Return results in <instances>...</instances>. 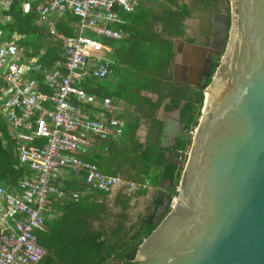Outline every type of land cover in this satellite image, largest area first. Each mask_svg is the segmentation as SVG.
I'll return each mask as SVG.
<instances>
[{
  "label": "water",
  "instance_id": "95a60500",
  "mask_svg": "<svg viewBox=\"0 0 264 264\" xmlns=\"http://www.w3.org/2000/svg\"><path fill=\"white\" fill-rule=\"evenodd\" d=\"M229 2L202 12L207 64L190 87L204 98L178 194L132 260L102 263L264 264V0Z\"/></svg>",
  "mask_w": 264,
  "mask_h": 264
},
{
  "label": "built area",
  "instance_id": "2783aa9c",
  "mask_svg": "<svg viewBox=\"0 0 264 264\" xmlns=\"http://www.w3.org/2000/svg\"><path fill=\"white\" fill-rule=\"evenodd\" d=\"M37 1L25 0L24 11ZM139 2L39 0L37 23L49 25L52 35V17H78L73 35L63 38L60 58L50 68H42L38 57L23 55L18 40L24 34L13 32L0 40V117L4 116L11 127L9 132L15 140L19 163L28 169L13 190L0 185V264L39 263L45 249L37 242V232L45 229L53 201L64 197L62 181L66 174L81 178L87 189L102 192L121 188L130 195L147 187L144 182L103 173L94 163L80 157L92 151L98 137L117 136L122 128L99 120L98 113H90L73 100L94 102L81 82L87 76L103 78L110 68L98 54L104 44L94 37H122L121 30L109 24L123 22L121 12H134ZM10 4L11 0H0V38L1 27L12 19L7 13ZM30 69L43 74L48 93L33 87ZM34 138L42 143L33 144Z\"/></svg>",
  "mask_w": 264,
  "mask_h": 264
},
{
  "label": "trees",
  "instance_id": "16d2710c",
  "mask_svg": "<svg viewBox=\"0 0 264 264\" xmlns=\"http://www.w3.org/2000/svg\"><path fill=\"white\" fill-rule=\"evenodd\" d=\"M25 0H11V4L7 13L12 15V19L6 25L2 26V36L0 38H8L13 32L24 34V37L18 40L19 46L23 47V55L27 57H38L37 63L42 68H50L59 58L61 52L62 40L64 37L73 35V28L67 22L77 21L78 17L67 14L63 18H58L53 26L54 35L49 30L48 25L37 23V2L30 4L27 11L23 9ZM176 8L168 11L169 19L167 25L171 27L175 34L183 31L184 23L182 19L189 14L187 5L180 4V0H171ZM203 9L206 10H223L229 13V0H195ZM53 38V40L51 39ZM96 38V37H95ZM162 42V41H161ZM107 43L114 44V41L108 40ZM155 42L151 45L153 46ZM163 46L167 50L165 60L170 57V41L164 40ZM43 52L40 54V50ZM157 53V51L155 52ZM218 58L214 59L212 72L218 65ZM165 60L156 62L155 68L159 72L165 64ZM148 73L151 70H146ZM32 85L37 90L49 92V87L45 85V78L41 72L30 69L28 72ZM98 78L86 77L81 82V87L88 96L98 99ZM161 81V80H160ZM158 81V82H160ZM209 83V80H208ZM162 83H159L161 86ZM171 88V87H168ZM172 89V91H171ZM169 90L174 99H185L186 102L182 106L181 116L185 124L184 131L179 133L176 138V154L179 155V161L164 160L161 154L152 153L143 150L133 162L139 161V173H144L148 177L153 176L154 183H160L162 179H167L170 183L165 191L158 194L153 206L144 216L141 224L131 228L126 227V214L123 212L113 215V219L109 223L110 211L106 207L104 195L98 189L90 187L87 192L86 185L77 183L70 177H65L63 184L64 197L57 198L53 201L52 207L60 209V215L57 218H47L45 221V229L37 232V242L49 253L43 255L40 264H100L108 257H116L132 260L135 257L136 250L140 242L145 238L161 221V219L169 211L172 198L177 196V186L180 180L181 172L186 160L187 151L191 144V136L187 130L197 125L198 118L201 113V105L203 104L202 91H192L189 88H180L179 84L173 85ZM172 96V97H173ZM159 97V100H162ZM147 100V98H144ZM75 103L81 106H87V102L80 103L73 99ZM87 103V104H85ZM174 105L178 102L174 100ZM83 106V107H84ZM157 103H152L155 108ZM10 125L6 122V118L0 117V185L14 187L17 180L28 172L27 166L21 165L17 158L15 141L10 137ZM186 133V134H185ZM33 144H41L42 140L33 139ZM104 146H96L91 152L80 154L84 160L94 163L103 173L111 175H121L125 178L140 177V174L129 175L122 168V163L118 156L120 154L117 145H109L107 158L102 151ZM160 164L161 168L158 172L156 165ZM152 168L154 171H152ZM141 179V178H139ZM162 184V183H160ZM86 192L85 194H83ZM98 193L100 195H98ZM101 200L98 201V197ZM122 208H125L127 199L121 202ZM53 207V208H54ZM163 207V211H158ZM95 222H97L96 225ZM102 264H137V263H102Z\"/></svg>",
  "mask_w": 264,
  "mask_h": 264
},
{
  "label": "crops",
  "instance_id": "0c3cea01",
  "mask_svg": "<svg viewBox=\"0 0 264 264\" xmlns=\"http://www.w3.org/2000/svg\"><path fill=\"white\" fill-rule=\"evenodd\" d=\"M178 2L185 3L189 11V14L181 21L185 24L188 22L186 18L190 16L191 2L190 0ZM175 8L176 5L171 0H140L134 12H121L123 22L109 24L120 29L122 37L118 39L94 37L104 44L105 47L98 54L108 62L110 68L108 75L103 78L98 77V99L93 98L94 102L85 103L88 107L83 106L92 114L98 113L99 120L122 128L121 134L117 136L110 135L105 139L98 137L95 141V151L99 146H104L103 148H107V150L103 149L102 153L109 158L106 155L109 145H117L120 148L118 158L125 173L131 176L140 174V177H136V179H128L148 184L146 188L130 195H127L121 188L111 192L98 190L104 195L106 207L111 213L109 223L113 219V215L123 212L126 214L127 228L138 227L141 224L144 216L152 208L155 197L165 191L170 183L167 179H162L160 182L162 184L154 183L153 176L148 177L144 173H139V161L133 162V160L139 158L143 150H147L161 154L164 160L175 161V163L179 161L175 146L177 135L182 126L178 124L177 109L180 110V120L182 121L181 110L186 100L174 99L175 97L169 93V90L173 88V85L179 84L192 91H200L190 86L203 82L207 64L206 53L202 49L204 45L190 39L188 29L185 30L184 40L191 44L180 41L179 34H175V31L167 25L168 15H170L168 11H173ZM70 24L74 33L76 22L72 21ZM48 27L50 28L49 25ZM108 40L114 41V44L107 43ZM164 40L170 41V57L166 60L167 50L161 48L164 45ZM154 41L158 43L151 46ZM156 51L157 53H155ZM164 60L165 64L160 71L153 72L157 70L156 62ZM146 70L151 71L148 73ZM173 79L185 80L177 82ZM158 81L162 83L161 86ZM137 89H141V91L140 93L136 92L137 95H135ZM161 96H163L162 100H159ZM174 100L178 102L177 106L174 105ZM106 101L109 103L105 104ZM152 103H157V106L153 108ZM156 167V172L162 169L160 164H157ZM152 171H154L153 168ZM67 176H71V179L77 183L85 184L81 178H77L73 174L68 173L65 177ZM14 187L4 188L13 190ZM88 190L86 189L87 192H91ZM98 195L100 194L98 193ZM98 198L100 201L101 197ZM123 199H127L125 208H122L120 203ZM53 207L51 205V214L46 219L57 218L60 215V209ZM163 210V207L160 208L158 213L160 214ZM96 224L97 222L94 225ZM45 254L46 252L43 255Z\"/></svg>",
  "mask_w": 264,
  "mask_h": 264
},
{
  "label": "flooded vegetation",
  "instance_id": "af4514ba",
  "mask_svg": "<svg viewBox=\"0 0 264 264\" xmlns=\"http://www.w3.org/2000/svg\"><path fill=\"white\" fill-rule=\"evenodd\" d=\"M190 2H191L189 6L190 16L186 18L188 22L184 24L183 31L181 34L178 35L179 36L178 38L184 39L186 32L185 30L188 29V35L190 36V39H192L194 42H198L199 44H203L204 46H207L209 44L208 36L201 30L203 20L205 19V16L203 15L202 12L207 10H204L201 7V5L195 0H190ZM208 11L214 12L218 10H208ZM219 11H223V10L221 9ZM180 88L184 89L185 87L180 86ZM182 100L184 101L185 99Z\"/></svg>",
  "mask_w": 264,
  "mask_h": 264
},
{
  "label": "rangeland",
  "instance_id": "374dc122",
  "mask_svg": "<svg viewBox=\"0 0 264 264\" xmlns=\"http://www.w3.org/2000/svg\"><path fill=\"white\" fill-rule=\"evenodd\" d=\"M66 15H67V14H64V15L61 16V17H52L51 20H53L54 22H56V21L58 20V18H63V17H65ZM77 21H78V20H77ZM77 21H74V22L77 23ZM67 24L71 25L70 22H67ZM71 26H72V25H71ZM51 39L53 40V38H51ZM126 72H127V71H126ZM126 72H125V73H126ZM96 80L98 81V79H96ZM140 91H141V89H137V90L135 91V95H137L136 92H137V93H140ZM144 94H147V93L144 92ZM203 98H204V97H203ZM202 105H203V104H202ZM202 105H201V106H202ZM201 108H202V107H201Z\"/></svg>",
  "mask_w": 264,
  "mask_h": 264
},
{
  "label": "bare ground",
  "instance_id": "6f19581e",
  "mask_svg": "<svg viewBox=\"0 0 264 264\" xmlns=\"http://www.w3.org/2000/svg\"><path fill=\"white\" fill-rule=\"evenodd\" d=\"M10 137H11V138L14 140V137H13V135H11V134H10ZM14 141H15V140H14ZM15 148H16V146H15ZM16 153H17V158H18V161H19V162H21V161H20V159H19V153H18V150H17V148H16Z\"/></svg>",
  "mask_w": 264,
  "mask_h": 264
},
{
  "label": "clouds",
  "instance_id": "9594fccd",
  "mask_svg": "<svg viewBox=\"0 0 264 264\" xmlns=\"http://www.w3.org/2000/svg\"><path fill=\"white\" fill-rule=\"evenodd\" d=\"M61 53V52H60ZM59 58H60V56H59Z\"/></svg>",
  "mask_w": 264,
  "mask_h": 264
}]
</instances>
